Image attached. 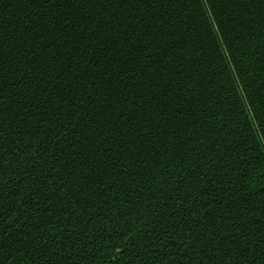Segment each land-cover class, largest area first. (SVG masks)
Returning a JSON list of instances; mask_svg holds the SVG:
<instances>
[{
    "label": "trees",
    "instance_id": "trees-1",
    "mask_svg": "<svg viewBox=\"0 0 264 264\" xmlns=\"http://www.w3.org/2000/svg\"><path fill=\"white\" fill-rule=\"evenodd\" d=\"M0 264H264V0H0Z\"/></svg>",
    "mask_w": 264,
    "mask_h": 264
}]
</instances>
